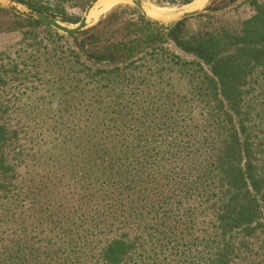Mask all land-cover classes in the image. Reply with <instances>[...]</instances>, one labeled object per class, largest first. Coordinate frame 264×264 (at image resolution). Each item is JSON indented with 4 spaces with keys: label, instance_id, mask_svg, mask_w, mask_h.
Listing matches in <instances>:
<instances>
[{
    "label": "trees",
    "instance_id": "obj_1",
    "mask_svg": "<svg viewBox=\"0 0 264 264\" xmlns=\"http://www.w3.org/2000/svg\"><path fill=\"white\" fill-rule=\"evenodd\" d=\"M193 2L183 0L182 5ZM250 4L254 14L246 21L221 22L216 28L195 33L178 22L163 28L165 33L156 30L147 36L160 40L164 35L192 58L187 95L192 97L190 103L198 111V118L188 131L183 124L187 122L185 117L175 121L168 115H162L160 123L149 125L146 134L125 131L128 112L145 103L141 94L150 86H141V71L133 67L134 63L93 73L91 99L99 113L97 125L103 126L106 117L112 115L108 122L114 127L93 133V162L83 166L87 172L93 170L91 182L82 183L90 185L83 186L82 192L93 190L88 228L83 230L96 244L93 264L132 262L140 237L126 231L133 225L130 220L140 215L135 204L153 193L157 195V190H165L170 199L184 193L187 199L196 197L207 203L210 228L203 239L206 255L198 264H239L252 251L253 240L264 235V151L253 142L246 109L252 85L264 76V1L252 0ZM28 22L39 25L32 19ZM155 23L147 20L146 24ZM138 41L135 35L128 48L129 42L122 40V48L113 57L102 55L98 59L122 63L124 57H132L131 47ZM41 50L44 55L39 59L49 58L42 73L39 66L31 67L0 53V94L12 88L15 81L35 79L41 86L48 85L43 83V75L51 72L49 64L58 56H52L49 46L42 44H35L31 55ZM172 56L179 64L180 58ZM76 79L75 74L71 82ZM195 92L199 95L196 99ZM131 96L133 104L126 113L123 108L117 109L125 97ZM10 106L0 100V264H91L88 252L92 249L87 247L83 252L85 242L81 251L78 243L69 246L66 237H70L74 225L70 222L73 213L57 211L64 205L60 188L34 174L36 162L47 159L50 150L44 147L53 134L30 130L33 125L19 129L18 118L8 114ZM198 121L201 125H196ZM161 123L166 127L159 133ZM63 142L75 141L71 136ZM126 142L142 145L129 149ZM160 202L167 200L161 198Z\"/></svg>",
    "mask_w": 264,
    "mask_h": 264
},
{
    "label": "rangeland",
    "instance_id": "obj_2",
    "mask_svg": "<svg viewBox=\"0 0 264 264\" xmlns=\"http://www.w3.org/2000/svg\"><path fill=\"white\" fill-rule=\"evenodd\" d=\"M18 1L24 3L20 5L26 9H41L42 14L54 17L53 19L66 27H73L81 20L87 7L94 0ZM139 1L145 8L157 12L159 15L155 19H161L163 22L146 24L147 19L130 3V0H125L103 13L97 20L87 22L84 30L80 32L81 38L84 39L81 43L44 24L32 25L28 19L0 3V53L31 67L39 66L41 73L47 66L46 59L49 58L44 56L39 59L44 55L43 50L31 55L32 47L35 44L47 45L51 55L58 56L49 64L51 72L45 71L46 74L43 75L45 78L43 83L48 85L41 86L39 85L41 82L35 79L26 83L15 81L12 88L1 92L0 100L11 103L8 114L18 118L17 122L21 123L19 129L33 125L32 128L29 127L30 130L53 134V142L52 139L50 141L46 138L47 144L44 148L50 150L48 155L46 152L47 159L36 162L34 174L36 173L45 183L56 184L57 188H60L58 192L64 197V205L58 206L57 211L73 213L70 215L72 218L70 222L74 225L69 231L70 237H65L68 238L69 246L78 243L77 248L80 251V246L84 244L82 242L87 245L82 248L83 252L87 247L92 249L88 252L91 256L89 259L91 262L88 263L91 264L94 261L93 248L96 244L83 230L88 228L86 222H89L90 218V205L93 202L90 195L93 194V190L82 192L83 186H88L82 183L91 182L93 170L87 172L83 170V166L93 162V133L114 128L112 122H108L112 115L106 117L103 126L97 125L99 113L93 109L91 99L93 73L100 70L113 71L114 68H124L131 63L141 71L140 75L143 78L141 86L150 87L141 94L145 103L137 110L128 112L129 123H126L125 131L130 134L148 133L149 125L159 122L162 115L175 118V121H181L178 118L185 117L187 122L182 121L185 131L190 130L198 118L195 115L198 111H195L190 103L192 97L187 95V92L190 93V83L187 84V80H190L188 76L191 72L188 68L192 58L176 49L164 35H161L163 38L160 40L148 39L147 36L156 30L164 32L163 28L173 25L167 23L168 18L183 11L196 9L203 2L194 0L191 4L182 5L183 0ZM251 1L207 0L203 5L205 9L202 14L182 21L184 28L190 33H195L216 28L221 22L246 21L254 14ZM135 35L139 37V41L131 47L134 50L132 57H124L122 63L99 61L98 58L102 55L113 57V54L122 48L120 41L129 42ZM137 43L139 44L136 45ZM127 45L130 48V42ZM172 55L180 58L179 64ZM150 65L154 66L153 70L148 69ZM75 74L78 79L84 75L86 77L71 82ZM193 96L196 99L199 95L195 92ZM247 102L249 107L246 109L251 117L250 131L253 142L264 151L263 75L259 76L258 84L252 85V93ZM132 104V96L125 97L117 109L123 108L126 113L125 110ZM106 124L109 127H105ZM196 125L201 123L198 121ZM163 127L166 126L161 123V128L159 125L157 131ZM59 135L60 137H57ZM71 136L75 142H63L64 138L68 139ZM138 144L142 145L138 142L127 145L129 149L136 150ZM54 147L57 149L53 150ZM49 189L51 188L48 187ZM156 192L157 195L153 193L150 198L144 197V200L135 204L137 214L140 215L137 219L130 220L133 225L126 232L132 237H140V247L130 264L200 263L206 255V241L203 239L210 228L207 203L204 204L203 200L196 197L187 199L184 193L170 199L165 190ZM161 198L167 200V203L160 202ZM171 203L172 206L169 205ZM75 207L79 213L75 212ZM245 257L246 260L239 264H264V235L253 240L252 251Z\"/></svg>",
    "mask_w": 264,
    "mask_h": 264
},
{
    "label": "water",
    "instance_id": "obj_3",
    "mask_svg": "<svg viewBox=\"0 0 264 264\" xmlns=\"http://www.w3.org/2000/svg\"><path fill=\"white\" fill-rule=\"evenodd\" d=\"M103 0H94L91 2V4L87 7L83 17L81 18V20L73 27H66L64 25H62L61 23H59L58 21H56L55 19L42 14L40 12L37 11H33L30 9H26L25 7H23L22 5L18 4L16 1L14 0H0V3L9 7L12 11H14L16 14H18L19 16L26 18V19H32L34 21H37L41 24H44L52 29H54L55 31H57L58 33L68 36L70 38H72L73 40H75L77 43H81L84 41V39L81 38L80 36V32L82 30H84V28L87 25L88 22V17L90 12L93 10V8L100 3ZM130 3L137 9L140 11V13L147 19L150 20L152 22H160L162 23L163 21L161 19H155L152 17H149L144 9L143 4L139 1V0H130ZM204 6H202L199 9H192L190 11H183L180 13H177L176 15L172 16L171 18L167 19V23L169 24H176L178 22H182L191 18H194L200 14L203 13L204 11Z\"/></svg>",
    "mask_w": 264,
    "mask_h": 264
},
{
    "label": "bare ground",
    "instance_id": "obj_4",
    "mask_svg": "<svg viewBox=\"0 0 264 264\" xmlns=\"http://www.w3.org/2000/svg\"><path fill=\"white\" fill-rule=\"evenodd\" d=\"M125 0H103L100 3H98L93 10L90 12L89 17H88V22L95 21L101 16L103 13L112 10L115 8L117 5L123 3ZM207 0H201L203 2L200 7L196 8L199 9L201 8ZM145 11L149 17L156 18L158 17V13L152 10H149L145 8Z\"/></svg>",
    "mask_w": 264,
    "mask_h": 264
}]
</instances>
